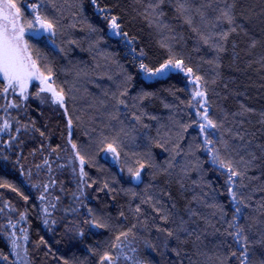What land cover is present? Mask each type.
<instances>
[{
    "label": "trees",
    "instance_id": "1",
    "mask_svg": "<svg viewBox=\"0 0 264 264\" xmlns=\"http://www.w3.org/2000/svg\"><path fill=\"white\" fill-rule=\"evenodd\" d=\"M12 2L26 26L35 4L55 26V35L42 29L26 41L41 70H52L49 82L63 90L65 113L32 99L9 112L0 145V264L10 256L3 226L23 215L33 264H101L138 230L150 242L159 231L170 237L167 264H241L237 228L247 237V264H262L264 0ZM169 60L182 61L185 71L156 73ZM4 85L0 78V94ZM192 88L205 92L218 129L200 131ZM68 127L84 160L85 213L75 214L78 175L62 171L57 227L49 235L29 184L63 151ZM109 145L121 173L106 156ZM217 155L241 173L231 187L213 162ZM137 170L142 175L132 181ZM146 263L158 264L151 255Z\"/></svg>",
    "mask_w": 264,
    "mask_h": 264
},
{
    "label": "rangeland",
    "instance_id": "2",
    "mask_svg": "<svg viewBox=\"0 0 264 264\" xmlns=\"http://www.w3.org/2000/svg\"><path fill=\"white\" fill-rule=\"evenodd\" d=\"M0 2H2V0H0ZM21 23H24L22 18ZM42 31L43 30L40 29V32ZM29 33H33V30L25 25V41L26 35ZM170 71H172V69ZM0 78L3 80L2 77ZM4 82L6 84V81ZM41 87H43V85L40 84L38 80L33 79L29 82L24 96L19 94L18 88L15 92H13L12 89H9L6 94L4 92L0 94V98L3 100L0 105V145L4 135L8 134L10 130V127L7 129L4 128L5 122L11 126V122L8 117L10 116L9 112L12 115V113L21 108L20 105L25 104L30 99L35 100L42 107H49L50 110L59 109L65 113L64 104L61 106L59 103H54L51 93L47 91L41 92ZM192 89L194 93L196 90L195 88ZM25 96L27 99L24 98ZM15 97L19 98L18 101L19 103L21 102L20 104H17ZM193 100V112L198 118L199 123H204V121L200 119V116L203 113V109L199 107L202 103V99L193 96ZM12 105L16 106L13 107ZM106 154L108 160L119 168L117 153L107 150ZM52 158L44 164L43 170L35 174L36 176L34 179H36V181L31 182L33 184H29L33 191V195L36 198L44 228L49 235H52L57 227L56 211L59 208L61 199V184L59 182V175L62 171L71 170L73 173L78 175L79 208L75 214L80 217L83 213H85L86 186L83 176V165H81L80 158L70 142V127H68V136L65 141L63 151L57 155H53ZM118 170L121 173V169L119 168ZM141 175L142 171L139 170V177H141ZM136 177L137 176L134 175L131 180L133 181ZM41 197H43V199H41ZM2 232L6 242L8 243L10 253L9 259L1 257L3 264H33L29 252L30 233L26 215L20 217L17 222L4 224ZM169 247L170 237L163 231L157 232L155 241L150 242L146 236L145 230H138L136 234L127 236L119 242L116 256L112 260L111 264H147L146 261L149 258V255H151L153 260H155L158 264H167ZM106 264H110V262L107 261Z\"/></svg>",
    "mask_w": 264,
    "mask_h": 264
},
{
    "label": "snow or ice",
    "instance_id": "3",
    "mask_svg": "<svg viewBox=\"0 0 264 264\" xmlns=\"http://www.w3.org/2000/svg\"><path fill=\"white\" fill-rule=\"evenodd\" d=\"M92 2L93 4H95L96 0H92ZM30 7L32 13L35 14L34 20H27L26 24L28 28L33 30V35L37 37L41 35L40 29H45L52 35H55L54 24L48 21L46 17H42L39 14V5L35 4L31 5ZM99 10L101 12L104 11V9ZM223 16L227 19L228 23H232V19L228 12H224ZM0 21H2L0 22V77H2L4 81H6V84L3 87V92L6 94L9 89H12L13 92H15V90L18 88L19 94L21 96H24L29 82L35 79L43 85V87H41L40 89L41 92L47 91L51 93L53 102L59 103L61 106H63V90L61 89L58 91L56 88H54V81H52V83H49V81L52 79V70L50 68H46V75L45 71H42L38 66L37 59H34L29 52V45L27 41L24 40L25 24L21 23V9L17 7V5L13 3L12 0H2V2H0ZM36 25H39V27H36ZM111 26L113 29L119 27V25L116 23L115 18L112 19ZM182 64L183 62L180 60H177L175 62L169 60L165 65L162 66V68L157 69L156 73L163 72V70L165 68H168L169 66L173 68L179 67L181 71H185V69L181 67ZM141 68L150 74H156L152 72V69L147 68L146 65L142 64ZM186 72L188 74H193V70L191 68H187ZM200 79L201 78L199 76H194L192 82L194 84H198ZM193 96L199 97L203 100V103L199 105V107L203 109V113L201 114L200 119L204 121V123H201L199 125L200 131L202 133H205L206 129H218V125L209 117L208 110L206 107H204L205 103H207L205 92L202 90H197L193 93ZM24 98L27 99L26 96ZM12 106L15 107L16 105ZM69 124H71V121H69ZM9 127L10 125L5 122L4 128L7 129ZM208 135H210V133H206L205 135V144L212 143V141L207 138ZM72 147L76 148V145L73 144ZM108 150L114 153L116 152V149L111 145H109ZM209 151H211V149H209ZM77 155H79V153H77ZM213 162L219 163V166L226 170L228 174L227 183L230 187L232 186L234 179L241 176V173L232 166V163L230 161L220 159L219 155L214 157ZM80 163L81 165H83L84 163L82 157L80 159ZM135 175L137 176V178L139 177V170L136 171ZM41 199H43V197H41ZM232 200L236 201V196L234 194L232 195ZM237 203H240V201H237ZM137 211H139V209H137ZM237 211H239V209H237ZM100 226L101 225L99 224L96 225V227ZM243 231L244 230L242 228H237L234 234V239H236L237 243L241 244L242 248L244 249L241 264H247V237H243L241 235ZM124 235L127 234L125 233ZM169 235H171V233H169ZM229 235L233 234L229 233ZM117 240H119V237H117ZM116 246L119 247V244H117ZM232 255L235 256L236 253L233 252ZM104 260L109 261L111 264L113 257L105 254L101 260V264H103ZM262 264H264V262H262Z\"/></svg>",
    "mask_w": 264,
    "mask_h": 264
},
{
    "label": "water",
    "instance_id": "4",
    "mask_svg": "<svg viewBox=\"0 0 264 264\" xmlns=\"http://www.w3.org/2000/svg\"><path fill=\"white\" fill-rule=\"evenodd\" d=\"M197 90H200V89L198 88ZM202 103H203V100H202ZM205 105H206V103H205ZM205 105H204V107H205ZM136 179H138V178L136 177Z\"/></svg>",
    "mask_w": 264,
    "mask_h": 264
}]
</instances>
